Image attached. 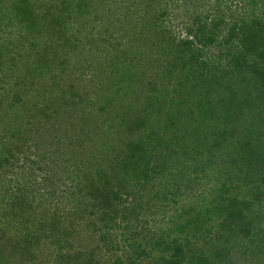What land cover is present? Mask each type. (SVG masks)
<instances>
[{
  "label": "rangeland",
  "instance_id": "obj_1",
  "mask_svg": "<svg viewBox=\"0 0 264 264\" xmlns=\"http://www.w3.org/2000/svg\"><path fill=\"white\" fill-rule=\"evenodd\" d=\"M147 1L40 0L50 7V21L59 20L51 33L34 38L19 34L17 26L0 30V44L9 43L10 55L18 58L16 66H6L0 75V264H153L165 250L177 264L187 258L184 246L175 250V238H182V233L174 229L173 218L200 193L219 189L220 174L229 171L219 163L197 169L193 154L160 148L153 159L146 158L150 131L158 128L166 134L161 97H152L151 89L157 78L161 94L185 72V63L177 59L169 75L164 73L170 64L167 52L178 58L177 51L185 46L182 41L192 37L189 30L195 27V14L206 18L221 8L228 20L231 9L237 17L238 3L166 1L167 8H163L167 4L160 7L165 14L157 9V23L144 32L145 38L136 33V39L135 27L143 31L137 21L149 19H143ZM153 15L149 13L155 20ZM130 18H134L132 26L125 21ZM155 32H161L158 45L147 44ZM223 35L219 34V41ZM31 43L47 49L45 62L26 55L28 50L35 52ZM171 44H175L172 49ZM129 45L139 51L136 70L143 76L129 91L124 85L118 92L110 87L119 74L115 71L119 63L112 58ZM222 51L218 44H208L202 61H220ZM222 64L229 68L225 59ZM159 78L170 82L160 83ZM16 94L29 111L24 119L16 113L17 121L9 127L1 113ZM130 120L145 125L136 130L127 124ZM94 124L95 128L102 124L112 136L97 137ZM171 135L167 139L174 140L171 148L181 149L184 137ZM132 142L144 146L145 155L141 151L137 155L150 164L137 177L122 164ZM119 150L123 151L117 156ZM210 173H215L213 179L206 176ZM207 233L208 228L198 235L203 239ZM211 234L217 236L219 231ZM165 239L171 244L168 249ZM242 257H236V264H242Z\"/></svg>",
  "mask_w": 264,
  "mask_h": 264
},
{
  "label": "trees",
  "instance_id": "obj_2",
  "mask_svg": "<svg viewBox=\"0 0 264 264\" xmlns=\"http://www.w3.org/2000/svg\"><path fill=\"white\" fill-rule=\"evenodd\" d=\"M161 1L163 0H148L147 7L144 6L148 9V15L145 13L143 19L146 20L147 16L149 19H135L143 27L142 32V29L138 31V27L133 30L136 39L137 34L145 38L144 32L157 23V9L161 10L162 15L165 14L162 13L164 10L160 8L161 5L167 4L163 6L167 8L168 2L171 5H178L179 2ZM235 1L238 3L234 5L237 17L233 15L231 8V17L228 20L222 15L221 8L206 18L197 14L193 16L195 27L189 30L192 37L182 41V46L185 45L186 48L184 46L177 51L176 60L172 59V52H167L170 64L166 65L168 67L164 73L169 75L177 59L185 63V72L177 77L172 88L166 86L159 94L157 78L154 84L150 82L155 86L151 89L152 97H161L160 107L165 113L163 120L166 134L161 133L158 128L150 131L149 143L145 147L148 156L146 158L153 159L155 149L160 148L173 154H193L197 169L202 165L208 167L219 163L227 166L229 171L228 174H220L219 189L216 188L212 193H200L173 218L174 229L178 231V235L182 233V238L180 235L175 238L178 242L175 250L184 246L189 251L182 264H236L239 254L244 258L242 264H264V0ZM39 3L40 0H0V30L17 26L19 34L26 32L34 35V38L40 34L51 33L50 28L54 22L50 21V7L48 4ZM144 3L142 1L141 4ZM149 13L155 16V20H152ZM133 20L134 18H130L125 21H129L132 26ZM55 22L57 24L59 20L55 19ZM221 32L224 33V39L219 41ZM160 34L161 32L152 33L153 39L148 40L147 44L158 45ZM26 38L29 40L30 36ZM146 42L144 39L142 45ZM214 43L224 48L218 56L220 61L217 58L211 60V63L202 61L201 57L207 45ZM8 44H0V75L4 74L6 66H16L18 59L16 55H10ZM35 46L36 43H31L30 48L34 47L35 52L28 50L26 55L35 57L37 63L45 62L47 49ZM174 46L175 44H171L169 48ZM127 47V50L116 52V58H112L119 63V67L115 69L119 74L117 81H113L110 87L117 88L118 92H123L124 85L126 92L129 91V87L140 83L143 76L136 70L140 59L139 51L133 45ZM223 59L229 64V68H222ZM113 73L116 75V72ZM159 82L167 84L170 79L162 81L159 78ZM13 97L14 102L1 113L9 127L15 125L17 114L24 119L29 111L28 107L20 103L22 101L19 94ZM8 111L14 114L10 115ZM127 124L136 129L142 128L145 122L135 120L133 123L130 120ZM95 125L93 130L97 137L102 133L105 138L112 136L108 133L109 129L105 132L102 124L96 128ZM182 131L185 133L180 134ZM171 134L184 137L181 149L171 148L174 144L171 145L170 142L173 143L174 140H167L172 137ZM121 137L125 138L126 134ZM140 144L128 143L129 156L122 159L125 168H129L130 173L136 177L137 173L141 174L150 165L149 162L145 163L146 159L144 161L141 158L145 154L144 146L141 148ZM122 151L119 150L117 156ZM140 151L142 154L139 156L137 154ZM214 175L215 173H210L206 176L213 179ZM207 228L208 233L201 239L198 232L207 231ZM215 230L219 231V235L211 234H215ZM189 231H193L194 235ZM185 232L187 234L183 235ZM180 239L183 243H180ZM164 242V249L170 248V241L165 239ZM172 256L176 258L175 253ZM131 262L134 263L135 259L132 258ZM153 264L177 263L172 261V257L165 250L155 258Z\"/></svg>",
  "mask_w": 264,
  "mask_h": 264
}]
</instances>
